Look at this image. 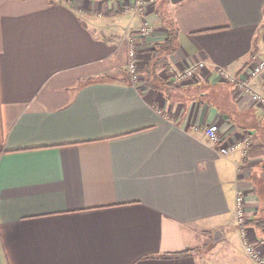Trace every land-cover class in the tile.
<instances>
[{"label":"crops","instance_id":"obj_1","mask_svg":"<svg viewBox=\"0 0 264 264\" xmlns=\"http://www.w3.org/2000/svg\"><path fill=\"white\" fill-rule=\"evenodd\" d=\"M261 60L264 0H0V264H261L235 200L264 255V113L218 72ZM212 123L249 153L222 155Z\"/></svg>","mask_w":264,"mask_h":264},{"label":"built area","instance_id":"obj_2","mask_svg":"<svg viewBox=\"0 0 264 264\" xmlns=\"http://www.w3.org/2000/svg\"><path fill=\"white\" fill-rule=\"evenodd\" d=\"M137 11L141 15H145V10L141 8L143 5L142 1H138L137 3ZM141 32L144 36H148L152 34L153 28L151 24L146 20L143 27H141ZM128 58H127V69L129 72L130 79L133 83L139 82L141 79L140 76V66H139V59L140 54L138 49V43L136 39H130L128 41ZM205 62L195 63L194 65L184 68V69H176L174 67H170L167 71L168 80L171 84L175 86H180L185 82L195 78L198 76L203 70ZM219 76H221L225 81L233 84L236 92L248 93L252 100H254L259 106L262 108V112L264 113V94L257 92L252 84V80L261 75L264 72V61H257L253 65H249L243 73L234 75L228 72V70L221 68L219 69ZM204 135L205 139H208L210 142L214 143L218 147V151L222 155H229L234 153L236 150L240 149L242 146H245V153H249L248 147L250 143V138H242L237 142H226L222 141V137L220 134V126L219 123H212L209 125L204 126ZM246 193L239 189L237 191L236 196V225L241 232V239L243 240V245L245 251L250 255L252 259L255 261L264 264V255L261 254L257 244L251 240L250 232L247 229L246 224L250 222V215L247 209V201H246Z\"/></svg>","mask_w":264,"mask_h":264},{"label":"trees","instance_id":"obj_3","mask_svg":"<svg viewBox=\"0 0 264 264\" xmlns=\"http://www.w3.org/2000/svg\"><path fill=\"white\" fill-rule=\"evenodd\" d=\"M168 28V32H169V39H167L166 43L163 44V45H160L159 44V49L157 47L156 49V53L157 55H159L161 52H164V51H171V50H174L175 49V39H176V31H175V28H173L172 26V23H169L168 26L166 27ZM160 62V58L157 60V65L159 64ZM154 65V64H153ZM150 66L149 70H147V76H148V81L152 80V76L154 75L156 69H154V66ZM156 68V67H155ZM264 176V175H263ZM264 179V178H262ZM264 181V180H263ZM263 186V183H258V186L256 188H258L260 191L262 190V187Z\"/></svg>","mask_w":264,"mask_h":264}]
</instances>
